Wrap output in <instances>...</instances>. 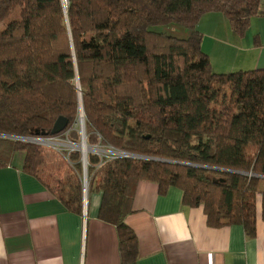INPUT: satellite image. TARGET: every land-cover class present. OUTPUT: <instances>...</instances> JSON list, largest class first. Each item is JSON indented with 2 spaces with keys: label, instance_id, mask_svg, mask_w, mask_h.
<instances>
[{
  "label": "trees",
  "instance_id": "trees-1",
  "mask_svg": "<svg viewBox=\"0 0 264 264\" xmlns=\"http://www.w3.org/2000/svg\"><path fill=\"white\" fill-rule=\"evenodd\" d=\"M261 3L0 0V134L56 138L79 130L81 91L88 144L137 155L88 157L89 192L102 193L99 218L117 227L122 264L139 255L125 219L141 180L162 194L181 189L184 205L202 207L211 227L241 225L256 236L264 220V68L215 72L197 25L222 12L243 36ZM168 23L187 26L190 36L154 29ZM61 116L68 126L52 135ZM44 149L0 136V168L23 151L24 171L41 179ZM66 151L73 171L48 186L82 213L81 154Z\"/></svg>",
  "mask_w": 264,
  "mask_h": 264
},
{
  "label": "crops",
  "instance_id": "crops-1",
  "mask_svg": "<svg viewBox=\"0 0 264 264\" xmlns=\"http://www.w3.org/2000/svg\"><path fill=\"white\" fill-rule=\"evenodd\" d=\"M219 15L206 13L199 22L215 39ZM235 33L222 39L221 60L212 58L217 49L202 46L213 70L264 68V0L248 31ZM16 153L0 168V264H122L117 227L99 218L102 193H89L82 213L71 211L46 179L24 171L25 154ZM125 221L138 237L136 264H264L261 217L251 238L241 225L211 227L203 208L184 205L176 186L162 194L141 180Z\"/></svg>",
  "mask_w": 264,
  "mask_h": 264
},
{
  "label": "rangeland",
  "instance_id": "rangeland-1",
  "mask_svg": "<svg viewBox=\"0 0 264 264\" xmlns=\"http://www.w3.org/2000/svg\"><path fill=\"white\" fill-rule=\"evenodd\" d=\"M221 15H219V19H215L216 21H219V28L218 31L220 34L216 35V39L213 36L214 32L207 30V28H203L202 30L200 29V25H197V28L199 31H201L203 33V44L202 46L205 48V51H207V47L209 49V47H213L214 49H217V52L219 51V48H221L222 43H224V41H222V39H226L228 34L230 32L233 31L231 24H230V20L228 19V17L220 12ZM204 25V23H203ZM154 29L160 32H164V33H168L169 35L179 38V39H186L190 36L191 34V29L188 28L187 26L180 24V23H168V24H161V25H156L154 26ZM236 34V33H235ZM214 52L212 53V58L214 59V61L217 60H221V58L219 59V52ZM226 54V53H225ZM228 56V54H226ZM217 63V62H216ZM230 65V64H229ZM218 72L217 73H229L230 72H234L233 70H230V68H227L229 70L224 71L222 69H226V68H219V66L215 67ZM84 105V104H83ZM83 106L79 105V111H78V119L80 117H82V119L84 120L83 117H85V111L83 113ZM76 124V123H75ZM77 130V129H75ZM66 131V135H61L58 136L56 139L53 140V142H57L53 143L51 142L52 139L50 138H43L41 137L37 142L33 141V142H29V143H35V144H41L44 146V165L42 167V171H40L41 173V177L43 179H46L52 186V187H56L59 183V181L61 179L66 178V175L68 173L71 172L72 166L70 164V161L68 159V154L65 153L67 152L66 150H69V152L71 151H75L81 154V161H82V157L85 159V152H83V150L80 148L81 145V140H82V136L79 130L75 131ZM77 132L79 135V138H76L73 136V133ZM87 136V133H86ZM42 139V140H41ZM44 142H41L43 141ZM28 142V141H25ZM79 143L77 146H72L71 143ZM87 143H88V136H87ZM90 145V144H88ZM91 146V145H90ZM110 147H101L99 145H96V147H91V151L86 152L87 153V158L89 157V154L92 151H96V153L98 154H107L108 152L106 150H109ZM66 149V150H65ZM94 149V150H92ZM22 154H25L23 151H18L15 155V158L18 156H21ZM109 154V153H108ZM115 155V154H113ZM83 164V163H82ZM68 169L70 171H68ZM87 172H88V179H89V169H88V165H87ZM82 178L84 179V167H83V173H82ZM89 182V180H88ZM83 189H85V195H84V199H85V206H86V202L88 200L89 197V185L88 187L85 185L84 187V180H83ZM84 207V206H83Z\"/></svg>",
  "mask_w": 264,
  "mask_h": 264
},
{
  "label": "water",
  "instance_id": "water-1",
  "mask_svg": "<svg viewBox=\"0 0 264 264\" xmlns=\"http://www.w3.org/2000/svg\"><path fill=\"white\" fill-rule=\"evenodd\" d=\"M78 78V77H77ZM77 83H78V88H79V90H81V88H80V83H79V78H78V81H77ZM83 106V100H82V94H81V91H80V106ZM83 113H84V106H83ZM84 122H83V136H82V140H81V142H83V140H84V136H86V126H85V117H84V120H83ZM68 123H69V121H68V119L66 118V117H64V116H61V117H59L58 119H57V121L55 122V124H54V126H53V128H52V130H51V134L52 135H58V134H60L61 132H63L66 128H67V126H68ZM0 136H2V137H9V138H12V139H19V140H24V141H28V142H33V141H35V142H37L41 137H21V136H9V135H4V134H0ZM149 137V136H148ZM86 138V140H87V137H85ZM42 140V139H41ZM41 142H44V140L43 141H41ZM79 144V143H78ZM90 146V145H89ZM90 147H96V146H90ZM108 153H110V154H118V155H124V156H126V157H136L137 155H134V154H131V153H127V152H122V151H115V150H106ZM92 152H95V151H92ZM96 153V152H95ZM139 157V156H138ZM140 157H142V156H140ZM82 160H84L83 161V167H84V187H85V185L88 187V185H89V182H88V172H87V165H88V158H87V153H86V156H85V159L82 157ZM164 161H166V162H170L169 160H164ZM171 162H174V161H171ZM212 169H218V170H222V171H230V170H228V169H223V168H212ZM84 193H85V189H84Z\"/></svg>",
  "mask_w": 264,
  "mask_h": 264
},
{
  "label": "built area",
  "instance_id": "built-area-1",
  "mask_svg": "<svg viewBox=\"0 0 264 264\" xmlns=\"http://www.w3.org/2000/svg\"><path fill=\"white\" fill-rule=\"evenodd\" d=\"M83 119H82V117H80L78 120H77V122H76V125H75V127H77L79 130H80V133H81V136H83ZM71 145L72 146H77L78 145V143L76 142H74V143H71ZM96 152V151H95ZM82 161H84V160H82ZM84 204H85V199H84Z\"/></svg>",
  "mask_w": 264,
  "mask_h": 264
},
{
  "label": "bare ground",
  "instance_id": "bare-ground-1",
  "mask_svg": "<svg viewBox=\"0 0 264 264\" xmlns=\"http://www.w3.org/2000/svg\"><path fill=\"white\" fill-rule=\"evenodd\" d=\"M83 118H84V117H83ZM85 137H87V136H84V140H83V142L81 143L80 148H81V149L83 150V152H85V154H86V152L89 153V151H91V147L88 145L87 140H86ZM92 150H94V149H92Z\"/></svg>",
  "mask_w": 264,
  "mask_h": 264
},
{
  "label": "flooded vegetation",
  "instance_id": "flooded-vegetation-1",
  "mask_svg": "<svg viewBox=\"0 0 264 264\" xmlns=\"http://www.w3.org/2000/svg\"><path fill=\"white\" fill-rule=\"evenodd\" d=\"M56 138H57V137H56ZM56 138H50V139H52V141H51V142H53V140H54V139H56ZM53 143H57V142H53Z\"/></svg>",
  "mask_w": 264,
  "mask_h": 264
},
{
  "label": "clouds",
  "instance_id": "clouds-1",
  "mask_svg": "<svg viewBox=\"0 0 264 264\" xmlns=\"http://www.w3.org/2000/svg\"><path fill=\"white\" fill-rule=\"evenodd\" d=\"M82 163H83V161H82ZM85 195V194H84ZM85 198V197H84Z\"/></svg>",
  "mask_w": 264,
  "mask_h": 264
}]
</instances>
